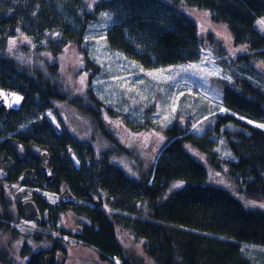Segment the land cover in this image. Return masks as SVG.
<instances>
[{
	"label": "trees",
	"instance_id": "1",
	"mask_svg": "<svg viewBox=\"0 0 264 264\" xmlns=\"http://www.w3.org/2000/svg\"><path fill=\"white\" fill-rule=\"evenodd\" d=\"M66 11L76 20V35L68 33L59 19ZM202 12L211 23L230 32L235 58L223 57L225 51L212 35L201 37L193 14ZM103 13H113L117 21L107 33L109 46L123 51L130 59L135 58L138 48L142 52L143 68L189 63L198 58L202 45L211 47L213 43L220 57L218 62L235 69L231 71L230 81H214L223 88L227 112L214 115L215 124L208 133L212 137L198 136L191 131L190 122L180 124L175 119L164 130L165 149L160 151L157 164L145 171L141 169L140 151L116 144L117 154L128 157L123 161L131 163L136 175L133 178L122 166L110 163L112 138H108V146L99 160L92 163L98 167L96 174L88 166L77 171L70 166L68 158L65 160L64 165L70 166L74 178L79 179L78 184H72L77 192L85 189L80 182L85 181L82 176L88 173L87 187H92L97 178L103 189L108 188L125 199V204L116 205L126 214L121 217V224L134 234L141 252L130 251L126 257L117 243L113 221L91 209L77 211L89 219L85 227L89 236L82 240L100 258L113 264H119L112 261L114 256H119L123 264L149 261L152 264H264V251L260 252L262 259H256L245 249L246 245H253L264 250V207L255 208L243 202L251 200L264 205V130L244 120L264 123V73L258 74L260 66L249 67L255 61L264 64V33L258 25L264 19V0H0V55L11 37L20 36L35 43L34 53L41 55V59L46 53L64 54L61 46L67 43L83 55L82 37L91 22L102 19ZM55 33L61 40L58 45L54 41L56 36H51ZM0 67L1 87L17 89L26 95L25 109L38 96L47 102L46 99L52 101L63 92V84H59L53 68L27 84L18 81L9 84L6 66L0 62ZM44 107L40 109L43 111ZM153 108L144 114L149 116L157 109L156 105ZM2 120L5 118L0 111ZM47 123L50 121L46 120ZM146 128H152L150 120ZM48 131L52 137L57 136L53 128ZM91 133L94 137L99 135L97 130ZM221 138L235 161L220 159L215 140ZM1 153L8 157V151L0 150ZM15 159L20 163V159ZM222 162L226 164V174L236 183V195L212 180L210 169L221 170ZM59 173L69 181L63 172ZM83 194L78 192L79 196L93 193ZM31 264H43V261L33 259Z\"/></svg>",
	"mask_w": 264,
	"mask_h": 264
},
{
	"label": "rangeland",
	"instance_id": "2",
	"mask_svg": "<svg viewBox=\"0 0 264 264\" xmlns=\"http://www.w3.org/2000/svg\"><path fill=\"white\" fill-rule=\"evenodd\" d=\"M101 17V20L90 23L89 30L82 37L83 55L67 43L61 46L64 54L60 51L54 55L46 53L41 59V55L34 53L35 43L25 36L11 37L3 47L0 62L8 70L9 84L14 81L27 84V81L37 80L38 75L48 74L49 68H53L64 89L52 101L48 98L47 102H42V96H38L30 107L25 109V105L20 106V110L15 112L20 114L18 117L0 121V150H6L13 158L20 159V163L17 162L14 167L5 165V155L0 154V192L3 193L2 197L0 194V264H31L33 259L39 258L43 264H113L100 258L91 245L80 241L89 236L84 226L89 219L77 213L80 209L94 210L113 221L117 243L126 257L130 251L141 252V248L136 246L138 243L134 234L121 224V217L126 214L116 205L121 202L125 204V199L108 188L103 189V184L97 178H94L92 187H87L90 176L81 173L85 180L80 182L81 186L93 193L89 201H79L77 209L66 208L62 204L61 196L69 188V181L79 183V179H75L71 173L70 166H74L71 158L74 156L78 159L82 169L87 166L93 168L96 174L98 167L92 163L99 160L108 146V138H112L110 163L122 166L125 173L133 178L136 177L135 171L128 160L123 161L128 157L117 154L116 144L124 149L140 151L141 169L150 170L157 164L164 147V130L175 119L180 124L190 122L191 131L198 136L212 137L208 133L215 124L214 115L227 112L223 88L214 81H230L233 79L231 71L235 68L225 67L218 62L220 57L216 55L213 43L211 47L202 45L198 58L189 63L146 69L141 65L142 52L138 48L135 58L130 59L123 51L109 46L107 33L117 22L116 17L113 13H103ZM193 17L198 23L201 37L212 35V39L225 51L223 57L235 58L237 54L233 51L232 35L224 26L211 23L204 12L193 14ZM59 19L68 33L77 34L74 26L76 20L67 11ZM258 25L264 33V27ZM19 35L22 33L19 32ZM51 36H56V45L61 43L57 33ZM254 66L261 67L259 75L264 73L261 61L250 63L249 67ZM0 71H3L1 67ZM44 78L47 80L45 75ZM262 84L264 87V81ZM16 90L12 91H20ZM155 105L157 109L152 114H144ZM43 106L42 111L40 108ZM47 115L57 116L54 119L57 125L52 121L46 124V120L49 121ZM149 120L152 122L151 129L146 128ZM244 120L264 130L259 126L264 123ZM62 125L65 129H62ZM50 127L55 130L56 137L51 136L48 131ZM93 130L99 132L97 137L91 133ZM35 135H38L37 140H33ZM215 143L222 161L236 160L225 139L215 140ZM46 158H49L56 175L63 172L69 181L62 179L61 183H50L41 171ZM67 158L71 163L68 167L64 165ZM223 163L221 170L210 169L212 180L236 195V183L226 174L227 167ZM2 198L8 203L3 204ZM29 202L39 208V220H26L21 215ZM243 202L255 208L262 205L251 200ZM245 249L247 254L262 259V248L246 245ZM61 255L65 256L62 263L59 262ZM50 257L52 262H48ZM113 258L114 263L123 264L119 256ZM142 263L152 264L150 261Z\"/></svg>",
	"mask_w": 264,
	"mask_h": 264
},
{
	"label": "water",
	"instance_id": "3",
	"mask_svg": "<svg viewBox=\"0 0 264 264\" xmlns=\"http://www.w3.org/2000/svg\"><path fill=\"white\" fill-rule=\"evenodd\" d=\"M16 98H19L18 100ZM26 97L25 95L19 93V92H13L10 89H5L0 87V109L4 111L7 115L9 113H12L14 111L20 110V106H24L25 104ZM48 118L54 125H57L55 122V117L53 115H48ZM73 161V164L77 170L81 168L80 163L78 162V159H76L74 156L71 158ZM41 171L46 175L47 180L51 183L54 181L53 178V173L52 169L50 167V160L49 158H46V163L44 162L43 165L41 166ZM61 200L63 203H68V202H74L76 201V198L72 196V194L66 190L62 196ZM26 214L25 218L28 220H33L37 219L39 220V214H38V209L33 203H27L26 205ZM51 258V257H50ZM52 258L48 260V262H51ZM63 260H65V256L62 255V258L59 259V262L62 263Z\"/></svg>",
	"mask_w": 264,
	"mask_h": 264
},
{
	"label": "flooded vegetation",
	"instance_id": "4",
	"mask_svg": "<svg viewBox=\"0 0 264 264\" xmlns=\"http://www.w3.org/2000/svg\"><path fill=\"white\" fill-rule=\"evenodd\" d=\"M2 85L0 84V87H1ZM1 88H3V87H1ZM26 96V95H25ZM24 110H22V112H23ZM20 114L18 113V114H16V113H12V114H10L9 116H5L4 114H3V116H4V118H5V120L6 119H9V118H13V117H18ZM49 119V118H48ZM50 121V120H49ZM62 129H65V128H63V125H62ZM15 152H17V151H15ZM17 159H19V158H17ZM3 163H5V164H9L10 166H16V164H17V162H16V159L15 158H13V156H12V154L11 153H9L8 154V157L7 158H4L3 159ZM74 168H75V166H73ZM76 170H77V168H75ZM80 170H82V168H80L79 170H77V171H80ZM52 173H53V178H54V182H55V184H58V183H61V180L62 179H64L63 177H61V175H60V173H58L57 175H56V173H55V171H54V169L52 168ZM66 181H67V179H66ZM66 190H68L71 194H72V196L73 197H75L76 198V201H74V202H68V203H63L62 202V204H65L66 205V208H68V207H76V205H77V203L79 202V201H81V200H85V201H89L90 199H91V197L90 196H88V195H86V196H79L78 195V192L79 193H81L82 195H84L83 194V192H85V193H88L89 191H87L86 189H84V190H79L78 192L74 189V187L72 186V183L69 181V188L68 189H66ZM0 194H1V197H2V194L3 193H1L0 192ZM90 195V194H89ZM2 200H3V198H2ZM8 203V201H5V200H3V204H7ZM36 205V204H35ZM38 210H39V208H37ZM39 212L40 211H38V214H39ZM23 217H25L24 216V214L22 213L21 214ZM39 216H40V214H39ZM27 220V219H26ZM91 224V223H90ZM87 225V222H85V225L84 226H86ZM84 226L82 227V232H83V230H84ZM82 232L80 233V234H82ZM80 241H82V242H84L83 240H82V238H81V240ZM92 250V249H91ZM61 254V253H60ZM59 254V255H60ZM59 255H58V257H59ZM62 256V255H61ZM62 258V257H61ZM52 261H53V259H52ZM51 261V262H52Z\"/></svg>",
	"mask_w": 264,
	"mask_h": 264
},
{
	"label": "bare ground",
	"instance_id": "5",
	"mask_svg": "<svg viewBox=\"0 0 264 264\" xmlns=\"http://www.w3.org/2000/svg\"><path fill=\"white\" fill-rule=\"evenodd\" d=\"M26 97V96H25ZM27 103H28V101H27V97H26V100H25V107H26V105H27ZM24 107V108H25ZM0 111L5 115V116H9L10 114H12V113H15L16 111H14V112H12V113H9L8 115L4 112V111H2L1 109H0ZM50 165H51V163H50ZM51 167V166H50ZM52 169V168H51ZM26 211H27V209H26V206H24V210H23V214H24V216H25V214H26ZM28 220V219H27Z\"/></svg>",
	"mask_w": 264,
	"mask_h": 264
},
{
	"label": "snow or ice",
	"instance_id": "6",
	"mask_svg": "<svg viewBox=\"0 0 264 264\" xmlns=\"http://www.w3.org/2000/svg\"><path fill=\"white\" fill-rule=\"evenodd\" d=\"M259 24L262 26V27H264V20H261V21H259ZM192 67H195V66H192ZM17 100L19 99V98H16ZM260 127H264V125H259ZM261 207H264V205H261Z\"/></svg>",
	"mask_w": 264,
	"mask_h": 264
}]
</instances>
